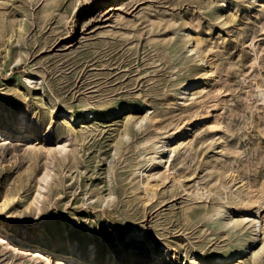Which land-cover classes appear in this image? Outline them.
Here are the masks:
<instances>
[{"label":"rangeland","instance_id":"obj_1","mask_svg":"<svg viewBox=\"0 0 264 264\" xmlns=\"http://www.w3.org/2000/svg\"><path fill=\"white\" fill-rule=\"evenodd\" d=\"M118 1L0 0V124L21 111L31 113L36 131L29 140L18 136L26 129L0 140V264H69L7 241L5 232L92 247L116 264L154 262L151 244L133 242L145 233L162 255L156 264L230 257L253 230L227 220L248 206L251 219L264 218V7L255 0ZM193 45L215 76L185 100L182 85L208 67L188 51ZM213 104L217 129L204 124L169 166L152 167L154 190L145 192L139 170L143 157L155 155L154 138L187 127ZM86 108L84 124L61 118L64 110L84 118ZM49 125L52 138L43 142ZM60 135L70 136L69 152L57 159L38 208L42 148ZM243 183L248 191L238 193ZM216 207L227 213L209 218Z\"/></svg>","mask_w":264,"mask_h":264},{"label":"bare ground","instance_id":"obj_2","mask_svg":"<svg viewBox=\"0 0 264 264\" xmlns=\"http://www.w3.org/2000/svg\"><path fill=\"white\" fill-rule=\"evenodd\" d=\"M121 0H119L117 3H120ZM256 5H261L264 7V1L258 2L255 0ZM231 11H234L235 13H238L239 7H231ZM184 39L186 40L187 44L193 43L194 37L189 33H184ZM190 46V45H189ZM189 48V47H188ZM188 51L192 54L198 55V58L200 59V62L205 64V66H208L205 69V73L203 77H201L200 80H196L187 84H183L181 87L182 95L185 98H190V96H193L192 94L195 89L199 88L201 84H207V82L212 81L214 75V68L212 66H209L206 54L203 52L201 53L198 49V46H192ZM27 81H30V79L27 78ZM37 84L36 82L34 83ZM186 102V101H185ZM215 105H207L203 107L202 111L195 117H193L189 122L187 127H179L176 131L172 132L168 136L164 137L157 136L153 140L154 144L151 147V150L154 151V156H150L148 158L143 157L145 161H147L146 167L139 170V177L143 180L141 183L142 188L145 192H149L154 190V187L151 185L150 181L153 177L150 173L151 168L154 166L159 165L160 163H163L165 165H170L172 157L174 156L177 149H187L191 145V139L195 130L203 126L204 124H208L209 128L212 130L217 129V125H214L213 120V113H214ZM85 117L76 119L73 117L69 112L64 110L61 114V118H65L68 126H76L78 124H84L90 119V112L88 109H85ZM51 114L52 118L54 119L58 112L55 107L51 108ZM27 114L24 112H19L18 116L14 119H12L9 124L7 125H1L0 124V140L7 136H15L17 135L19 130L26 129L28 130L27 133L24 134H18V136L22 137V140H29L32 139L35 136V132L33 126L31 127L30 124L27 122ZM54 121V120H53ZM147 121V116H144L139 124H142L143 122ZM33 124V123H32ZM50 128H48L47 132L42 136V139L45 142L48 139H51V133H52V127L49 125ZM19 129V130H18ZM161 135V134H160ZM61 137V141L55 145V146H43V151L45 153V171L43 175L38 179V192L35 196L34 203L40 208L39 204L41 203V198H43L44 190H48V185L50 181L52 180V172L55 169V163L57 159L60 157L62 160L64 157H66V154L69 152L68 144L71 140L70 136ZM184 139L183 141H180ZM185 139H190L186 141ZM180 141V142H179ZM41 142L38 143L40 145ZM40 150V149H39ZM41 151V150H40ZM162 164V165H163ZM167 166V167H168ZM236 187V185H234ZM236 191L238 193H243L244 191H248V186L246 183L240 184L237 186ZM231 191L234 192L235 190L232 189ZM112 194L107 196L105 200L111 199ZM254 204V203H253ZM252 211V207L248 206L246 207L242 212L240 218H232L230 217L227 221V225L232 224L234 228L241 227V225L249 226V229L253 230V233L251 235V239L246 244H241L240 247L233 251L230 257H226L224 255H217L213 259L206 260L205 258H201L200 256H195L194 258L188 259V261H185L181 264H242L241 260L244 258H247V256L251 255V260H249L248 263L243 264H261V259L264 253L260 251L261 248H264V242H261V237L264 235V218H261L260 216L255 217L251 219L249 216V213ZM227 212L223 207H216L213 208L212 211L208 213L209 218L219 217L223 216ZM1 237L3 239L10 241V242H16L19 246H22L26 249H37V253L42 254L43 252H47L48 255H55L57 257H62L65 262H68L69 264H116L115 260H109V261H102L95 255V252L93 251L92 247H87L88 251L83 252L79 250L78 247L75 246H69L68 248L63 247L60 243H55L53 245L47 244L45 242L41 241H30L25 239H20L14 234L5 232L1 234ZM131 239V238H130ZM264 239V238H263ZM118 240V238H117ZM116 240V241H117ZM244 242V241H243ZM256 242V244H255ZM255 244V249L250 251L251 245ZM150 250L152 251V254L154 256V262H151V264H156V261L158 262L159 259L162 257L160 254H156L154 251V245H149ZM165 257L171 258L172 255L170 254L169 248L165 247ZM176 258V257H174ZM248 261V260H247ZM246 262V261H245ZM173 264V263H172Z\"/></svg>","mask_w":264,"mask_h":264},{"label":"snow or ice","instance_id":"obj_3","mask_svg":"<svg viewBox=\"0 0 264 264\" xmlns=\"http://www.w3.org/2000/svg\"><path fill=\"white\" fill-rule=\"evenodd\" d=\"M229 7H233V5H229ZM28 116H31V113L27 114ZM33 125H36V121L33 120L32 121ZM38 127H42V126H38ZM133 242H138L140 244H143L145 246L149 245V244H156V241L154 239L151 238L149 233H145L142 237H140L139 239H135ZM260 251L262 253H264V248H261Z\"/></svg>","mask_w":264,"mask_h":264}]
</instances>
